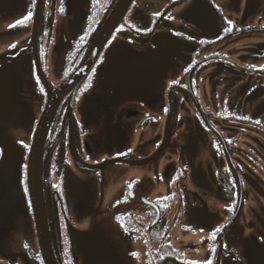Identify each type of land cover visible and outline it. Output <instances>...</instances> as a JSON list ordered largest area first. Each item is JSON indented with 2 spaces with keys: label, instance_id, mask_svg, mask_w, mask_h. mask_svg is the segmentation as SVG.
Masks as SVG:
<instances>
[{
  "label": "flooded vegetation",
  "instance_id": "af4514ba",
  "mask_svg": "<svg viewBox=\"0 0 264 264\" xmlns=\"http://www.w3.org/2000/svg\"><path fill=\"white\" fill-rule=\"evenodd\" d=\"M116 2L87 0L79 23L66 0H26L31 16L6 31L36 18V41L18 48L31 91L0 126V264H46L31 144ZM42 148L55 264H264V0H131L62 93ZM90 218L111 235L88 238Z\"/></svg>",
  "mask_w": 264,
  "mask_h": 264
},
{
  "label": "rangeland",
  "instance_id": "374dc122",
  "mask_svg": "<svg viewBox=\"0 0 264 264\" xmlns=\"http://www.w3.org/2000/svg\"><path fill=\"white\" fill-rule=\"evenodd\" d=\"M41 0H38V5ZM87 0H66V6L64 5V10L69 13L70 18L75 22L81 23L83 21V11L86 6ZM26 0H0V103L1 99L5 104L0 108V111L7 110V119L0 116V126L9 123L13 117L10 116L13 113L17 102L22 101L25 97V93L29 94L31 90H26L29 87L30 79H28V74L21 70V66H24L23 60H25V53H21L18 48L23 46L26 40L31 39L32 44L36 41V18L32 22L25 24L24 26L16 29L14 32H6L9 27L16 23V21L24 20L25 16H31L30 12L24 10ZM59 7H57L58 9ZM260 13V12H259ZM37 17V14L35 15ZM13 43L14 48L7 50L8 44ZM5 64V65H2ZM37 65V64H36ZM19 66V67H18ZM37 73L35 78L41 75V70L39 65L36 66ZM29 82V83H28ZM19 123V122H17ZM16 121L8 126H15ZM22 125L21 122L19 124ZM15 129V127H13ZM8 127L3 131V135H8L14 129ZM20 127L15 130V134L20 133ZM95 220L89 219V228L93 232V235L87 236L92 241L99 239L108 238L111 235V231L107 229H101L92 226ZM95 235V236H94ZM14 237V235H12ZM18 252L15 254L18 257L21 255L20 244L15 245ZM89 250V247H87ZM86 252H88L86 250ZM23 262L18 259L17 264H22ZM89 259L84 260V264H89Z\"/></svg>",
  "mask_w": 264,
  "mask_h": 264
},
{
  "label": "water",
  "instance_id": "95a60500",
  "mask_svg": "<svg viewBox=\"0 0 264 264\" xmlns=\"http://www.w3.org/2000/svg\"><path fill=\"white\" fill-rule=\"evenodd\" d=\"M130 2L131 0H117L102 28L100 29L82 65L68 81H66L53 94H51L50 99L46 104L45 110L40 117L33 137L28 160L27 181L35 219L38 246L46 264H55V262L50 247L41 186V158L44 139L52 115L62 93L67 89V87H69L71 83H73V81H77V79H79L85 73L91 61L98 54L116 25L121 20Z\"/></svg>",
  "mask_w": 264,
  "mask_h": 264
},
{
  "label": "snow or ice",
  "instance_id": "6c2138e0",
  "mask_svg": "<svg viewBox=\"0 0 264 264\" xmlns=\"http://www.w3.org/2000/svg\"><path fill=\"white\" fill-rule=\"evenodd\" d=\"M61 11H63V8H61ZM29 17L28 16H25L24 17V20L26 21ZM17 24H20L22 23V21L18 20L16 21ZM231 23V21H229V24ZM225 31H230L231 29L230 28H225L224 29ZM81 40H83V37H81ZM12 47H15V45H12ZM93 71H95V69H93ZM185 71H188V69H185ZM175 83V81L173 82ZM245 119H247V117H244ZM259 123V122H257ZM131 151V150H129ZM123 153H118V155H122ZM25 191H27V189H25ZM117 219L119 220V217H117ZM223 229V225L219 226V227H215L213 230H212V238L214 239L215 238V235L216 233H219L220 231H222ZM25 247H27V245H25ZM133 255H136L135 253H133ZM206 264H210V261L206 262Z\"/></svg>",
  "mask_w": 264,
  "mask_h": 264
}]
</instances>
